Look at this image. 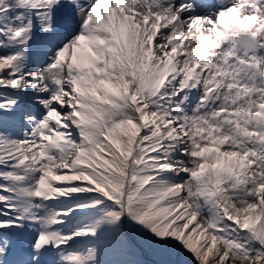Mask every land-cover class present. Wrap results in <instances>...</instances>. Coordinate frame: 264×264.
I'll list each match as a JSON object with an SVG mask.
<instances>
[{
  "label": "snow or ice",
  "instance_id": "1",
  "mask_svg": "<svg viewBox=\"0 0 264 264\" xmlns=\"http://www.w3.org/2000/svg\"><path fill=\"white\" fill-rule=\"evenodd\" d=\"M0 264H264V0H0Z\"/></svg>",
  "mask_w": 264,
  "mask_h": 264
}]
</instances>
